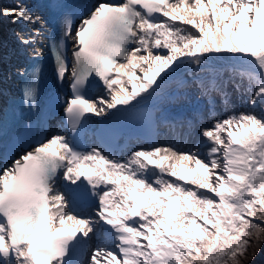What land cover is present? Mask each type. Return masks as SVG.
I'll use <instances>...</instances> for the list:
<instances>
[{
	"label": "snow or ice",
	"instance_id": "1",
	"mask_svg": "<svg viewBox=\"0 0 264 264\" xmlns=\"http://www.w3.org/2000/svg\"><path fill=\"white\" fill-rule=\"evenodd\" d=\"M30 2L0 7V20L27 25L13 33L32 62L14 69L20 108L39 111L41 45L68 94L53 101L63 106L59 131L32 134L27 122L15 142L28 150L10 164L0 154V264H76L93 238L82 264H245L264 245V0H95L80 12L49 0L59 39ZM5 59L0 43V97ZM181 69L192 79L170 102H191L195 88L209 112L207 126L188 121L199 129L193 148L148 143L121 155L112 143H82L92 116L154 124L161 109L144 102ZM93 79L102 91L89 97ZM229 83L250 94L248 107L218 118ZM6 113L0 102V144Z\"/></svg>",
	"mask_w": 264,
	"mask_h": 264
},
{
	"label": "rangeland",
	"instance_id": "2",
	"mask_svg": "<svg viewBox=\"0 0 264 264\" xmlns=\"http://www.w3.org/2000/svg\"><path fill=\"white\" fill-rule=\"evenodd\" d=\"M0 7H3V8L15 7V0H0ZM20 24L21 23L12 24L10 17H4L2 18V20H0V43H2L3 45V52L6 57L4 65H3V73L5 77L4 83L7 80L6 71L8 68H10V62H12V59H11L12 49L11 48H14L15 46H19V43L17 42L16 37L13 35V33L15 31L25 30V28ZM7 48H8V51H6ZM13 54L15 55V53ZM181 72H182V75L178 76V74ZM171 79H173L174 85L177 87L169 88L166 91H163V93L167 91H169V94L174 93L176 90H179L178 87L180 85L181 79L190 82L192 78L190 76L185 75L184 70L181 69L177 74L173 75ZM238 82H239V79H238ZM246 86H247V82L243 81L242 87H246ZM179 91H181V89ZM189 92L192 96L194 95L196 96L195 88L190 89ZM227 93H228V102L226 104L221 103L219 96L216 97V110L218 112L217 113L215 112V113H216V117L218 118L226 117L233 111H236V112L243 111L248 107L247 101L250 99V94L244 93L242 90L237 91L232 83H229L227 85ZM257 110L259 111V109ZM204 114H206L205 119L208 122L209 112L205 111ZM186 130H187L186 133L183 136H181L179 140L181 142H187V145L191 146L189 149H191L196 145L198 136H194L190 128H187ZM164 143L165 142H160L157 144H164ZM135 148L136 146H134L130 150H134ZM183 150L186 151L188 149H183ZM96 243L97 241H95L93 238V245H95ZM263 255H264V248L257 249L255 246H253L247 254L245 264H258V261L259 262L263 261Z\"/></svg>",
	"mask_w": 264,
	"mask_h": 264
},
{
	"label": "bare ground",
	"instance_id": "3",
	"mask_svg": "<svg viewBox=\"0 0 264 264\" xmlns=\"http://www.w3.org/2000/svg\"><path fill=\"white\" fill-rule=\"evenodd\" d=\"M30 9L32 10V4L31 3H30ZM6 51H8V48L6 49ZM9 74H11L10 78H8ZM180 75H182V72L178 74V76H180ZM12 78H13V72H11L9 70V72L7 74V79L11 80ZM171 78H172V76H170L165 81V83L163 84V86H162V94H159L157 97H155L153 99H150L149 103L152 104V105H155L157 103V105H159V108L161 109V111L159 112L160 113L159 120H160V124L162 126H164V130L165 131H167L168 133L170 131L173 134H175V133H177V134L180 133L181 134V127L182 126H180L179 128H175L172 124H170V122H175V120L173 118L168 117L167 115L170 116V113L172 114L174 111L179 110V109H185L187 114H191L192 113L191 112L192 111V105L191 104L193 103V101H197V100H196V96L195 95L194 96L191 95V102H187V101H181L180 103H172V102H170L171 98L174 97L178 92H180L179 91L180 90V85H179V87H178L179 90H176L174 93L169 94V91L163 93V91H166L169 88H173V87L176 88L177 87V86L174 85L173 79H171ZM100 93H101V91H100ZM197 102L200 103V108L201 109H203L204 107H208L206 102L203 99H201V100H199ZM197 110L198 109H195V111H197ZM163 117H167L166 120H165L167 122H165V123L162 122ZM183 133H184V131H183ZM178 136H179V134L177 136H174V137H178ZM95 241H96V239H95Z\"/></svg>",
	"mask_w": 264,
	"mask_h": 264
},
{
	"label": "trees",
	"instance_id": "4",
	"mask_svg": "<svg viewBox=\"0 0 264 264\" xmlns=\"http://www.w3.org/2000/svg\"><path fill=\"white\" fill-rule=\"evenodd\" d=\"M256 247V246H255ZM257 248V247H256ZM264 248V245H260L259 246V249H263ZM258 264H264V255H263V261H258Z\"/></svg>",
	"mask_w": 264,
	"mask_h": 264
}]
</instances>
